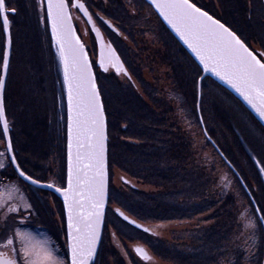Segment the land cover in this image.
<instances>
[{"label":"rangeland","instance_id":"374dc122","mask_svg":"<svg viewBox=\"0 0 264 264\" xmlns=\"http://www.w3.org/2000/svg\"><path fill=\"white\" fill-rule=\"evenodd\" d=\"M80 1L84 9L72 5L73 17L84 42L92 50L97 75L100 77L105 73H114L113 75L118 79L132 83L133 89L149 101L137 76L133 75L122 64L120 65L121 70L118 71L116 64L108 63L104 65L101 63L103 49L109 58L111 55V51L108 50L109 41L100 29L101 25L104 26L101 18L107 16L97 10H95V14L92 13L88 8H85V2L93 1V4L103 5L106 11H113L114 6L109 4L108 0ZM137 1L120 0L126 11L125 17H123L124 21L131 18L133 24H135L134 31H136L134 33L136 40L132 41L125 37V45H128L133 55H137V58L133 60L134 66L138 67L139 73L142 71L146 86L151 85L150 89H157L158 99L173 101L175 108L173 115L180 131L188 136L187 139L191 143L189 167L201 166L204 169L206 186L203 194L207 200L215 203L214 208L191 219L143 222L151 230L148 237L154 240H162L169 248L176 251L189 252L201 244L203 233L217 223V229L220 231L221 236H225L224 246L220 250L222 255L218 257L217 264H236L240 255H242V264H263L264 239L262 243V238L264 237V228L261 226L260 219L257 217V213L254 212L247 193L240 186L231 168L224 162L219 152L208 144V138L201 126L199 114L198 123L190 114L189 102L186 103L187 98H183L184 105L182 107L178 96L175 97L174 91L173 93L170 91V81L166 76L168 68L164 65L159 67L162 64L159 63L158 65L159 60L151 55L153 48L157 47L155 39L152 40L153 35L147 33L143 40L142 37L139 38L137 34V30H139L137 25L140 24V22H137L139 15L142 14V24L145 25L152 24L155 19L153 8L148 5H140ZM206 1L212 2L213 0ZM135 2L138 6L135 5ZM240 2L245 5L247 14L252 15L254 22L259 20L257 14L264 17V6L260 4V0H241ZM6 4L8 10H16L15 14L8 16L13 27L11 69L5 89V105L9 127L11 125L12 133H15L17 142L21 143L20 147H30L31 154L22 152L24 165L37 170L43 167L44 172H49L47 175L50 182L65 187L67 184L65 178L62 183V180L58 181L54 175L62 165L61 158L63 157L65 160L66 153H68V121L65 125L66 130L63 131L64 122L59 120V116H64V114L68 119V102L65 97L67 90L61 50L58 48L57 38L53 34L44 0H6ZM217 9L220 16L223 12L219 2H217ZM252 10H254L253 14ZM123 24H128V21ZM112 25L115 26L114 22ZM114 29L118 31L116 27ZM4 38L1 22L0 71H2L5 51ZM247 42L255 49H264L261 40V43L250 39H247ZM143 44L149 45L151 52L141 54L140 47ZM149 56L150 60L155 62L154 64L149 63ZM25 57H28V61ZM143 58L148 62H145ZM152 65L156 66L154 73L150 70ZM201 75L202 72L199 71L197 77L193 78V84L196 82L195 86H197V88L193 87V91L195 94L197 93V96L198 79ZM203 82H205V85L202 86L200 109L202 108L201 115L204 124L206 119L217 143L229 152L232 161L237 165L235 169L238 172L240 171V176L243 177V181L245 180L244 182L247 184L257 205H259L258 207L264 210V128L242 108L236 98L230 95V92L228 94V91L226 92V89L218 83L216 84L213 79L207 78ZM182 92L186 93L180 90L178 92L179 96H182ZM171 94L174 95L171 96ZM63 100L66 105L63 104ZM64 108H66V113L63 112ZM195 109H197V101ZM60 113L64 114L59 115ZM50 115H52L51 121L49 120ZM40 130H44V132L38 136L37 133ZM32 131L37 135V138H35V135L33 136L37 141L29 146L26 142L25 145L27 146H25L26 137ZM47 131L51 133L50 140L46 136V134H49L46 133ZM125 135L128 136L129 134ZM40 140L42 141L40 142ZM131 141L138 143L133 139ZM5 146L4 134L0 124V169L3 168L2 171L0 170V174L3 173L0 176V180L3 181L0 189H3V195L5 194L3 199L0 198V203L12 204V202H17L18 206L24 209V212L29 211V215L25 216L26 222L23 225L18 224L16 221L21 216L19 214L10 216L7 222H0V235L7 236L17 229L30 232L37 240L46 242L50 248L54 249L55 255L62 264H69L65 214L61 202L51 193L35 191L18 178L9 175L8 170L9 174L4 172V168L7 166ZM44 147L48 149V153H46L47 151L40 152ZM4 176L6 178L3 179ZM108 176L111 188H115L117 193H128L132 187L154 194L172 189L132 177L117 162L111 164L110 168L108 165ZM8 177L10 181H8ZM187 186L183 183L179 185V188L184 189ZM185 200L188 201V198H180V201ZM226 200L233 201V206H225ZM199 201L200 198L191 200V202ZM108 205L111 211L110 221L112 222L107 227L105 243L101 248L104 253V264H120L121 262L123 264H181L176 258L167 259V257L155 253L145 241L147 238L142 239L134 232L129 233L124 226L115 225L114 222H117L118 217L116 216L117 211L122 209L115 202H108ZM246 219L255 221L258 226L255 229L245 228L244 222ZM14 246L19 249V242L17 241ZM138 246L147 250L149 253L147 259L136 252Z\"/></svg>","mask_w":264,"mask_h":264},{"label":"trees","instance_id":"16d2710c","mask_svg":"<svg viewBox=\"0 0 264 264\" xmlns=\"http://www.w3.org/2000/svg\"><path fill=\"white\" fill-rule=\"evenodd\" d=\"M240 1L213 0L212 2L211 1L207 2L206 0H191V2L196 4L199 8L207 11L212 16L223 22L227 27H229L233 32H235L247 44H249L247 42V39H250L258 43L261 40L262 44L264 45V17L257 14V18L259 20L258 22H254L253 18L251 17L252 15L247 14L245 5H243V3H241ZM92 2L88 1L85 2V4L91 6L95 10L107 16V19L111 24H113L114 22L115 24L114 27L118 29V33H121L119 29H122L127 34L126 38L131 39L132 41L136 40V38H134L135 37L134 33H136V31H134L135 24H133L132 19L129 18L127 20L128 24H123L127 22L124 21L123 19V17H125L124 14L126 11L124 10V7L120 2V0H108L109 4H112L114 6L113 11L112 10L106 11L105 10L106 8H104L103 5L93 4ZM137 2H139L140 5L143 4L150 6L145 0H138ZM217 2L221 4V8L223 12L222 14H220V16L218 15L219 12L217 9ZM260 2H261L260 4L263 3L262 0H260ZM135 5H137L136 2ZM11 10H9V17L11 16V14L16 13L15 12L16 10L14 12H12ZM253 11L254 10H252V14ZM153 14L155 20L150 25H145L144 23L142 24V14L139 15L140 17L137 19V22H140L139 25L136 24L139 29L137 30V34L139 38L142 37L143 40L145 34L151 33L153 35L152 40L155 39V42L157 44V47H154L152 52L150 50L151 47H149V45L143 44L142 47H140L141 54L143 52L145 53L150 51L151 55L159 60L157 64L158 65L159 63L162 64L159 65V67L164 65L168 68L166 72V76L169 79L167 80L171 82V83L169 82V84L171 85L170 91H172V93L174 91L175 93V95L171 94V96L173 95L175 97L178 96V99H180L179 101H181L182 107L184 105L183 100L187 98L186 103L189 102V106L191 110L190 114L194 117L195 121L199 123L198 112L197 109H195V105L197 101V93L195 94L193 91V87L197 88V86H195L196 82H194L193 84L194 81L193 78L197 77L199 71L202 72V70L200 66L196 63V61L192 58V56L189 54V52L173 36V34L163 23L160 17H158V14L155 11L153 12ZM1 22L2 21H0V25ZM12 31H13V27L11 26V32ZM116 42L120 47V51L123 54V58L127 61L129 65L130 71L133 73V75L137 76L139 82L142 83L143 88L145 90V94L147 95L149 101L145 100V98L141 94L137 93L133 89L132 83H128V81L126 82L124 80L118 79L116 76L113 75L114 73L113 74L105 73L99 77L95 71L96 68L95 65L93 66L98 89L100 91L105 113L107 116L109 168L111 167V164L117 162V164L121 166L123 170H125V172H127L132 177L138 178L140 180H144L145 182H149L152 184H158L159 186L161 185L167 189L170 188L172 189L170 191L166 190L165 192L154 194V193L144 192L132 187L128 193H123V192L117 193L115 191V188H111L109 184L108 185L109 202L117 203V205L122 209L120 211L125 212L126 214L136 219L143 225H144L143 222H147V221H172V220H181V219H191L196 215H200L203 214L204 212L211 210L212 208L215 207V203L213 201L207 200V198H205L203 194L205 190L204 188L206 186L204 173H203L204 169L201 168V166L189 167V162L191 161L189 156V152H191V143L187 139L188 136H185L180 131L179 125L177 124V121L173 115V110L175 109L173 106V101L160 100L157 98L156 95L157 89L156 88L150 89L151 85L146 86L145 84L146 80L142 76V71L141 73H139V69L134 66L135 63L133 62V60L137 58V55L135 54L133 55L131 50L128 48V45L127 46L125 45L126 44L125 42L118 40ZM25 59L26 61H28V57H25ZM148 59H149L148 60L149 63L152 64L155 63L152 60H150L151 59L150 56L148 57ZM144 61L148 62L145 59ZM155 67H156L155 65H152L150 67V70L152 72L153 71L155 72ZM10 69L11 68L9 67V73H10ZM135 69L138 70L136 71ZM1 73L2 71H0V77H1ZM207 78L212 79L210 77H206L203 79V81ZM204 85L205 82L202 83L203 87ZM180 90H183L186 93L182 92L181 93L182 96H179L178 92ZM227 91L228 90L226 89V92ZM227 93L230 94L229 91ZM230 95L232 97H235L232 93ZM236 100L238 103H240L242 108H244L245 111H247L252 116V118H255L237 98ZM65 103L66 102H64L63 100L64 105H66ZM63 112L66 113V108H64ZM64 113H60L59 115H62ZM65 115L66 114H64V116L63 115L59 116V120L60 121L62 120L64 122L63 123L64 128H62L63 131L66 130L65 125L67 124L68 121ZM204 116L205 115L203 114V117ZM63 117L65 118V120ZM50 119L52 120V115L49 116V120ZM258 123L260 124L259 121ZM205 126L207 128L208 134L210 135L211 139L217 144V146L220 148V150L222 151L224 156L229 160V162L233 165V167L236 168L237 165L232 161L229 152L225 148H222V146L219 143H217V140L213 136L214 134L211 132V129L208 127V123L206 119H205ZM10 129H11V137H12L14 153L22 170L36 180L49 181L47 175L49 174V172L47 173L46 171L44 172L43 167L37 170V169H30L29 167L24 165L22 161V152L24 153L27 152L31 154L29 149L30 147L28 148L20 147L21 143L19 144V142H17L15 133L14 132L12 133L11 125H10ZM43 132L44 130L43 131L40 130L37 133V135L39 136L40 134H43ZM46 133H49L46 134V136L48 137V140H50L51 133L49 131H47ZM125 134L127 135L129 134V135L126 136ZM34 135H35L34 131L29 132L28 136L27 137L25 136L26 140L24 142V145L26 142H28L27 144L28 146L36 142L37 140H35V138H37V135H35V138H33ZM132 139L138 141V143L132 142L131 141ZM45 140L47 139L45 138ZM41 141L42 140H40V142ZM208 144L215 148V146L211 143L209 139H208ZM215 150L217 151L216 148ZM42 151L43 152L47 151L46 153H48V149L45 147L42 148L40 152L42 153ZM61 159L63 162L60 169L57 170L56 173H54L53 171L52 173H54L58 181L62 180L63 183L65 178L67 183V164H68L67 153L65 156V160L63 157ZM222 159L228 165V163L223 157ZM0 170L2 171L3 168ZM4 170H5L4 172H7V174H9L10 172L9 175H12L13 177L21 180L16 174L9 159H7V166L6 168H4ZM231 170L237 177L240 186L244 189L245 193H247L246 189L244 188L243 184L241 183L235 171L232 168ZM236 171L239 175H241V173H239L240 171L239 172L238 170ZM21 181L24 182L23 180ZM182 182L188 185L184 189L179 188V185L183 184ZM26 185H28L35 191L39 190L42 192H47L55 195L50 191L42 190L33 187L29 184ZM247 195L252 203V200L248 193ZM183 197H185L186 199L188 198V201L187 200L180 201V198ZM193 198H200V201L191 202ZM59 201L61 202V206L63 207L64 210V205L62 201L60 199ZM224 204L225 206L226 205L233 206V201L230 202V200H226ZM253 208H254V212H256L254 205ZM259 209L261 211L262 216H264V210H262L260 207ZM110 213L111 211L108 205L106 211L102 241L97 256L92 264H104V260H103L104 253L103 250H101V248L102 245L105 243L104 240L107 232V227L112 222L110 221ZM116 216L118 217H117V222H114L115 225L120 224L124 226L129 233L134 232L137 235H139V237H142V239L147 238L145 241H147L148 246L151 247L153 251H155V253L159 254L162 257H167V259L176 258L177 261H179V263L181 264H217L218 257H221L222 255L220 250L224 246L225 236H221L220 231L217 229V223L214 227L207 229L205 233H203L201 238V244L198 247H196L195 249L193 248L189 252H185L181 250L176 251L173 248H169V246H167L162 240L159 239L154 240L151 237L149 238L148 235H150V231H145L132 226L128 222L124 221L118 215V213ZM257 217H259L258 214ZM263 239L264 237L262 238V243H263ZM262 254L264 256L263 250H262ZM241 256L242 255H240L236 264H242ZM120 264H123V262H121Z\"/></svg>","mask_w":264,"mask_h":264},{"label":"snow or ice","instance_id":"6c2138e0","mask_svg":"<svg viewBox=\"0 0 264 264\" xmlns=\"http://www.w3.org/2000/svg\"><path fill=\"white\" fill-rule=\"evenodd\" d=\"M152 2L193 49L205 70L215 72L230 83L264 118V54L258 56L235 32L198 8L191 0ZM79 7L84 6L80 4ZM47 9L52 17L53 34L61 50L68 84V187L61 191L68 209L70 264H90L100 239L106 194L103 104L83 45L72 30L66 0H48ZM8 16L6 0H0V18L3 19L5 30L9 29ZM110 59L115 61L120 71L119 58L115 56L114 50ZM101 63H104L103 56ZM3 69L5 72L8 69L7 53L3 58ZM3 89L4 80L0 78V119L4 113ZM3 123L7 132V120L3 119ZM85 203L89 209L86 214ZM259 219L264 221V216ZM257 226L251 219L244 222L245 228L255 229ZM17 241L19 249L14 246ZM4 246H10L11 251L17 253V258L0 251V264H62L54 249L27 231L15 230ZM137 251L142 252L141 249ZM144 255L147 259V255Z\"/></svg>","mask_w":264,"mask_h":264},{"label":"water","instance_id":"95a60500","mask_svg":"<svg viewBox=\"0 0 264 264\" xmlns=\"http://www.w3.org/2000/svg\"><path fill=\"white\" fill-rule=\"evenodd\" d=\"M44 1H45V4H46V7H47L48 0H44ZM145 1L153 8V10L158 14L160 19L163 21V23L167 26V28L173 34V36L189 52V54L192 56V58L200 66V68L202 70V75L198 79L197 112L199 114L201 126L203 128V131H204L206 137L211 141V143L215 146V148L217 149L219 154L226 160L228 165L235 171V173L239 177L241 183L243 184L244 188L246 189L247 193L249 194V196H250V198L252 200V203H253V205H254V207L256 209V212H257V214H258V216L260 218L262 216L261 211H260L255 199L253 198L251 192L249 191L248 187L246 186L245 182L243 181L241 176L237 173L236 169L229 162V160L224 156V154L222 153L220 148L217 146V144L211 139V137L209 136V134H208V132L206 130V127H205V124H204V121H203V118H202V115H201V109H200L201 94H202V81H203V79L206 78V77H210L213 80H215L217 83H219L221 86L226 88L230 93H232L250 111V113L260 122V124L263 127H264V118L261 117V115L248 103V101L245 100L244 96H242L240 94V92H238L230 83H228L225 79H222L215 72L210 71V70L206 71L205 68H204V64L201 62L200 58L196 55V53L189 46V44L185 42V39L181 36V34L176 31V29L172 26V24L169 23L168 19L165 18V15L160 11V9H158L156 7V5L152 2V0H145ZM66 3L68 5L67 0H66ZM47 11H48V9H47ZM203 11H205V10H203ZM68 12H69L70 17H71L70 23H71V26H72V30L75 33V36L79 38L80 44L83 45L84 53L86 54L87 61H88V64L90 66V70H91L92 76L94 77V81H95L96 87L98 89L97 80H96V77H95V72H94V69H93L91 58L89 56V53H88V50H87L85 44L81 40V38H80V36H79V34H78L77 30H76V27H75L73 19H72V15H71V11H70L69 5H68ZM205 12H207V11H205ZM208 14L210 16H212L210 13H208ZM48 15H49V13H48ZM212 17L215 18L214 16H212ZM8 19H9V17H8ZM49 19H50V23H51V27H52V17L50 15H49ZM215 19H217V18H215ZM1 21H2V26H3V19L2 18H1ZM9 22H10V20H9ZM221 23L224 24L223 22H221ZM227 28H229V27H227ZM3 31H4V36H5L4 56L7 53V56H8V69L5 72L4 69H3V64H2L1 78H3V80H4V89H3L4 113H3V118L0 119V124H1L2 130H3L8 156H9L11 164L13 165V168H14L16 174L19 176V178H21L24 182H26V183L34 186V187H37L39 189L50 191V192L54 193L62 201V203L64 205V213H65V223H66V233H67V248H68V261H69V264H70L71 252H70V248H69L70 241L68 239V209H67V205L65 203L64 193H63V191H61V189H66L68 187V164H69V160H68V164H67V184H66L65 187H59V186H57L55 184H51V183H47V182H41V181H38V180H36V179H34L32 177H31V179H29L28 177H30V176L27 175L22 170L21 166L19 165V162L17 161V158H16L15 153H14V149H13V143H12V137H11V131H10L9 123H8L7 132H5V130H4V123H3V119H6L7 122H8V118H7V114H6V108H5L4 95H5L6 82H7L8 73H9L11 56H12V32H11L10 23H9V29L8 30H5L4 26H3ZM9 36L11 38V43L10 44H9ZM64 74H65V72H64ZM65 82H66V80H65ZM66 90H67L66 91V98H67V102H68V84H67V82H66ZM98 92H99L100 100H101V102L103 104L99 89H98ZM103 110H104V125H105V135H106V140H105L106 194H105V203H104V207H103V219H102V223H101L100 230H99L100 239H99V242L96 245V254L93 257V259L90 262V264H92L93 261L95 260V258L97 256V253H98V250H99V247H100V244H101V241H102L104 224H105V217H106V211H107V206H108V202H109V195H108V185H109V176H108V124H107V116H106V113H105L104 105H103ZM9 141H10V146H9ZM68 143H69V105H68ZM67 159H68V153H67ZM84 210H85V214L89 210L87 203H85V205H84ZM117 213L124 221L128 222L132 226L137 227V228L142 229V230H145V231H151L147 226L143 225L142 223H140L136 219H134L131 216H129L128 214H126L125 212L118 210ZM261 223H262V225H264V221H261ZM263 228H264V226H263ZM137 249H141L142 252L141 251H137ZM136 252L143 258H145L144 254H146L147 257L149 256V253L147 252V250L144 247H141V246H138L136 248ZM263 264H264V261H263Z\"/></svg>","mask_w":264,"mask_h":264},{"label":"flooded vegetation","instance_id":"af4514ba","mask_svg":"<svg viewBox=\"0 0 264 264\" xmlns=\"http://www.w3.org/2000/svg\"><path fill=\"white\" fill-rule=\"evenodd\" d=\"M67 2H68V5H69V8H70V11H71V15H72V19H73V22H74V25H75V27H76V30H77V32H78V34H79V36H80V38H81V40L83 41V43L85 44V46H86V48H87V50H88V53H89V56H90V58H91V62H92V65L94 66V64H95V59H94V56H92V50L90 49V47L87 45V43L86 42H84V39L82 38V35H81V33L78 31V28H77V26H76V24H75V21H74V17H73V12H72V5H75L76 7H78L79 5H80V3H81V1L80 0H73V1H71L70 2V0H67ZM262 4H263V6H264V0H262ZM86 5V9L88 8L92 13H94L95 14V9L94 8H92L91 6H89V5H87V4H85ZM133 6H134V4H133ZM135 7V6H134ZM82 8V7H81ZM136 8V7H135ZM82 9H84V7L82 8ZM81 9V10H82ZM91 9H93V10H91ZM99 12V11H98ZM136 13H138V12H136ZM103 17H105V16H103ZM102 19V22H103V25L106 27H104V26H102L101 25V27H100V29L103 31V33L105 34V36L107 37V39H108V41H109V44H110V46H109V48H108V50H110L111 52H112V50H114V53H115V56L116 57H118L119 58V62H120V65L122 64L127 70H129L130 71V68H129V65H128V63H127V61L123 58V54H122V52L120 51V47H119V45H118V43L116 42L117 40L118 41H123V42H125V37H127L126 35V33L122 30V29H119L120 31H121V35L118 33V31H116L115 29H114V26L109 22V20L107 19V17H105V18H101ZM104 20V21H103ZM106 22V23H105ZM101 24V23H100ZM109 30V31H108ZM110 34V35H109ZM244 41V40H243ZM120 43V42H119ZM244 43L254 52V53H256L258 56H260V55H262V54H264V49H255L254 47H252V45H250V44H247L245 41H244ZM102 56H103V58H104V65H106V64H108V63H111L112 65H114V64H116L115 63V61L114 60H112V59H110L108 56H107V54H106V52H105V50L103 49L102 50V54H101ZM110 57H111V55H110ZM138 68V67H137ZM131 72V71H130ZM6 89V88H5ZM4 100H5V95H4ZM5 108H6V106H5ZM6 114H7V112H6ZM8 118V117H7ZM3 131V130H2ZM10 131H11V129H10ZM5 139V138H4ZM6 145V144H5ZM6 147V146H5ZM6 154H7V159H9V156H8V152H7V148H6ZM10 160V159H9ZM11 162V161H10ZM13 166V165H12ZM5 168H6V166H5ZM1 169H2V167H1ZM27 174V173H26ZM1 175V174H0ZM28 175V174H27ZM19 177V176H18ZM31 177V176H30ZM3 178H6L5 176L3 177ZM21 179V178H20ZM22 180V179H21ZM8 181H10L9 180V177H8ZM8 181H7V183H8ZM39 181V180H38ZM41 182H47V183H51V184H55V185H57V186H59V184H56V183H54V182H50V181H41ZM26 183V182H25ZM26 184H28V183H26ZM30 185V184H29ZM32 186V185H31ZM34 187V186H33ZM59 187H61V186H59ZM37 188V187H36ZM0 198H4V195H3V189H0ZM28 212V213H27ZM27 213V214H26ZM14 214H19V215H21L20 216V218H17L16 219V221L18 222V224H20V225H23V224H25V222H26V220H25V216L26 215H29V211L28 210H26L25 212H24V209L20 206H18V203L17 202H12V204H7V202L6 203H0V222H3V221H8V218H10V216L12 217V215H14ZM13 236V232H11V234H9V235H7V236H2V235H0V251H2V252H5L7 255H9V256H11L12 258H17V253H14V252H12L11 251V247L9 246V247H5L4 245H5V240H7L8 238H10V237H12ZM16 248H17V246H16Z\"/></svg>","mask_w":264,"mask_h":264},{"label":"built area","instance_id":"2783aa9c","mask_svg":"<svg viewBox=\"0 0 264 264\" xmlns=\"http://www.w3.org/2000/svg\"><path fill=\"white\" fill-rule=\"evenodd\" d=\"M3 179H4V178H3ZM0 183H1L0 185H2L3 181H2V180H0Z\"/></svg>","mask_w":264,"mask_h":264}]
</instances>
